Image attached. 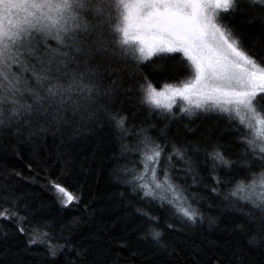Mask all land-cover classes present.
I'll use <instances>...</instances> for the list:
<instances>
[{
	"label": "snow or ice",
	"instance_id": "snow-or-ice-1",
	"mask_svg": "<svg viewBox=\"0 0 264 264\" xmlns=\"http://www.w3.org/2000/svg\"><path fill=\"white\" fill-rule=\"evenodd\" d=\"M181 101L183 114L224 118L242 151L230 153L208 137L170 140L167 128L137 121L124 107L133 103L148 117L167 119ZM105 127L119 139L122 157H139L118 174L139 200L167 213L166 230L216 223L204 215V197L187 194L189 177L233 217L222 243L205 237L178 252L164 239L161 217L136 208L145 219L141 240L183 264H250L233 237L246 239L249 252H264V0H0V141L50 132L71 139ZM52 187L65 207L79 201L62 184ZM32 215L0 177V220L27 237L13 248L7 240L14 233L0 228V264H25L34 246L44 247L52 264L61 256L63 264H109L114 237H93L86 247L60 243L55 225ZM119 246L132 251L123 238Z\"/></svg>",
	"mask_w": 264,
	"mask_h": 264
},
{
	"label": "trees",
	"instance_id": "trees-1",
	"mask_svg": "<svg viewBox=\"0 0 264 264\" xmlns=\"http://www.w3.org/2000/svg\"><path fill=\"white\" fill-rule=\"evenodd\" d=\"M258 31L256 29L252 34L258 35ZM175 55L178 58L182 56ZM151 67L146 65L144 72L157 87L162 86L163 78L153 75ZM133 103L125 104L126 110L136 111L137 121L149 118L157 123L158 128H167L170 140L174 138L184 143L208 137L213 142L218 140L224 144L230 153L242 151V147L237 143L238 134L224 118L188 116L165 119L159 114L148 117L146 110L133 108ZM181 106L182 101L174 106L175 116H186L181 115ZM138 159L139 157L132 155L121 156L120 141L108 127L97 129L95 132L83 130L71 139L67 133L61 136L50 132L35 141L26 138L20 141H0V177H7L16 188L22 207L24 204L30 206L33 214L29 217L30 220L46 221L55 225L53 231L55 236L60 238V243H64L67 238L73 244L86 247L93 237H114L115 242L108 253L109 264H176L178 257L166 255L162 250H158L151 240L140 239L145 219L136 212V208H151L154 215L161 217L160 227L165 232L164 239L176 246L178 252L180 248L200 242L205 237L208 240L223 242L225 230L232 226L233 217L230 210H225L220 203L221 198L212 196L210 191L204 189L203 184L193 185L191 177L186 182L192 185L187 194L204 197L201 203L204 215L216 217V223L210 226L206 219L202 224L187 227L182 234L166 230L165 222H171L167 213L160 210L156 204L149 205L146 201L139 200L124 182L125 178L118 174L121 167L126 164L131 167L129 162ZM16 173H20L19 177ZM54 181L78 196L79 201L65 207L61 194L52 187ZM208 183L211 184V181ZM210 203L211 209L208 207ZM74 220L77 223L73 224ZM0 228L10 234L14 233L7 240V244L13 248L22 246L27 240L26 236L15 231L13 223L0 220ZM122 238L136 253L134 259L128 247L119 246ZM2 239L0 236V240ZM233 239L245 249L250 264H264V252H249L245 247L246 239ZM64 259L65 257L61 256L55 264H63ZM91 259L90 255L89 260ZM25 264H52V261L45 258L44 247L34 246ZM179 264H183L182 260H179Z\"/></svg>",
	"mask_w": 264,
	"mask_h": 264
},
{
	"label": "rangeland",
	"instance_id": "rangeland-1",
	"mask_svg": "<svg viewBox=\"0 0 264 264\" xmlns=\"http://www.w3.org/2000/svg\"><path fill=\"white\" fill-rule=\"evenodd\" d=\"M179 114V113H178ZM181 115H186V114H181ZM188 116H190V115H186V116H175L176 118L177 117H188ZM191 116H194V117H197V116H199L200 118H206V117H208V116H214V117H217L218 115H216V114H206V113H197V114H195V115H191ZM173 118V117H172Z\"/></svg>",
	"mask_w": 264,
	"mask_h": 264
},
{
	"label": "bare ground",
	"instance_id": "bare-ground-1",
	"mask_svg": "<svg viewBox=\"0 0 264 264\" xmlns=\"http://www.w3.org/2000/svg\"><path fill=\"white\" fill-rule=\"evenodd\" d=\"M55 182V181H54ZM55 195V194H54ZM55 197V196H54ZM56 198V197H55Z\"/></svg>",
	"mask_w": 264,
	"mask_h": 264
}]
</instances>
